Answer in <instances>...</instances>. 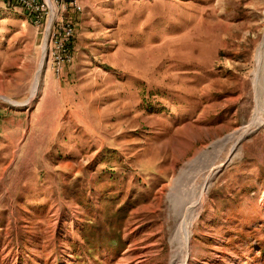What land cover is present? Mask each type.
Returning <instances> with one entry per match:
<instances>
[{"label":"rangeland","instance_id":"1","mask_svg":"<svg viewBox=\"0 0 264 264\" xmlns=\"http://www.w3.org/2000/svg\"><path fill=\"white\" fill-rule=\"evenodd\" d=\"M78 4L32 96L44 27L0 3V264H264V0Z\"/></svg>","mask_w":264,"mask_h":264},{"label":"built area","instance_id":"2","mask_svg":"<svg viewBox=\"0 0 264 264\" xmlns=\"http://www.w3.org/2000/svg\"><path fill=\"white\" fill-rule=\"evenodd\" d=\"M0 3L22 8L25 12L30 13L35 25L44 27L45 37L48 41L47 50L54 51L53 68L55 73H59L65 64L70 63L74 25L66 19L65 13L71 8L79 9L78 0H0ZM52 19H61L57 39H50Z\"/></svg>","mask_w":264,"mask_h":264},{"label":"bare ground","instance_id":"3","mask_svg":"<svg viewBox=\"0 0 264 264\" xmlns=\"http://www.w3.org/2000/svg\"><path fill=\"white\" fill-rule=\"evenodd\" d=\"M29 13V12H28ZM30 14V13H29ZM61 26V19H52L51 20V27H50V39H57V33H58V28ZM46 50V38H44L43 43H42V56H41V61H40V66L38 69V74L36 75V80L32 89V96L35 95L37 92L38 86V80H39V73L41 71V67L43 64V57L45 54ZM48 53L54 54L53 50H48ZM256 69L253 72V91H254V103H255V108H254V116L250 124L245 126L242 130V132L236 137L234 140V143L238 141L241 135H243L245 132L253 130L257 125L260 120L261 114L264 112V32L262 35V38L260 40V43L256 49ZM7 102L11 104H16L13 100H9L7 98ZM233 147V146H232ZM232 147L229 149V151L224 155L222 160L212 169L206 171L203 175L199 193L195 197V199L189 204L187 207L183 220H182V227L184 231V261H187L189 259V250H190V234H189V219L191 212L193 209H195L201 202L204 192H205V187L206 184L208 183L210 177L221 168L227 160V157L229 153L233 152L234 149ZM184 264V263H183Z\"/></svg>","mask_w":264,"mask_h":264},{"label":"trees","instance_id":"4","mask_svg":"<svg viewBox=\"0 0 264 264\" xmlns=\"http://www.w3.org/2000/svg\"><path fill=\"white\" fill-rule=\"evenodd\" d=\"M112 242H113V240H112Z\"/></svg>","mask_w":264,"mask_h":264}]
</instances>
